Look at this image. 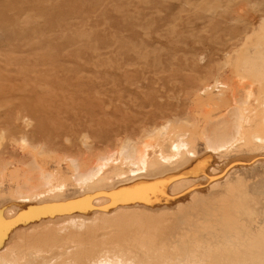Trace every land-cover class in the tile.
Listing matches in <instances>:
<instances>
[{
	"label": "rangeland",
	"instance_id": "1",
	"mask_svg": "<svg viewBox=\"0 0 264 264\" xmlns=\"http://www.w3.org/2000/svg\"><path fill=\"white\" fill-rule=\"evenodd\" d=\"M263 69L264 0H0V244L37 225L36 239L27 243L38 253L30 264L110 257L148 264L159 255L180 261L195 244H217L216 235L228 232L226 217L245 219L264 233V140L218 152V164L205 159L198 177L174 169L169 179L139 186L129 182L140 164L132 165L119 150L136 148L140 159L143 146L168 138L176 146L172 153L215 155L201 135H190L191 128L211 137L234 99L249 98L252 112L264 113ZM256 130L264 139V125ZM73 162L82 171L97 162L121 170L104 187L86 191L90 180H77ZM39 167L49 182L34 190L42 198L30 202L36 192L18 196L9 175L39 177ZM217 171L226 172L205 185V174ZM163 181L170 186L154 188ZM60 182L61 197L45 195ZM122 188L134 190L131 197L124 191L132 198L127 204L117 194ZM17 199L28 202L17 208ZM145 202L165 213L159 220L145 217L158 226L152 240L125 232L119 215L103 216L113 203ZM90 217L69 240L65 231L52 233L59 224ZM236 260L249 262L245 255Z\"/></svg>",
	"mask_w": 264,
	"mask_h": 264
},
{
	"label": "bare ground",
	"instance_id": "2",
	"mask_svg": "<svg viewBox=\"0 0 264 264\" xmlns=\"http://www.w3.org/2000/svg\"><path fill=\"white\" fill-rule=\"evenodd\" d=\"M262 71L264 73V69ZM258 74H256V75H258ZM261 74L262 73L260 72V75ZM258 77H259V75H258ZM247 93H246V96L248 95ZM243 99H245V98H243ZM248 99L249 98H246V100H244V102H243V100L241 102V101H236V99H234L236 104L234 103L232 110L229 109V111L231 110L230 115L229 114L225 115L227 118L224 117L225 119H223V121H222V126H221L220 130H218L217 132L214 131L215 133H213V135L211 137H208L210 135H207L208 133H206V132L200 133L199 131H197V128H191L190 135L191 136H200L201 135V137L203 138L202 139L203 142H204V140L206 142V146L208 149L207 152L212 151L211 153H215V155H209L208 153H206L205 156L198 157V156H196V154H194V151L185 152V153H183V152H173L172 153V151H174L176 146H172V143L169 141V139L165 138L164 141L162 140V143H160L161 141L152 142V144L150 146H148L149 148H147L146 146H143L144 149H143L142 156L140 159H138L139 153L137 152L136 148L130 149L128 146H124L122 144L123 146L120 147V149H119L120 154H121L120 156H122L123 159H125L126 161H130L132 163V165L140 164V166L137 167V169H140L141 172H137V173L132 172V174H131L132 179H130L129 183L137 182V184L139 186V183L142 182L143 180H148V179H152V178H158L160 180L164 176H167V178L169 179L170 177L173 176L171 174L176 175V173H173V171H172L174 169L175 170L180 169L179 170V171H181L180 174H182V176H184L185 178H187V176L192 177L191 174H188L186 172V170L191 171L192 174L194 173L193 176L198 177L199 171L202 170V168H200V167L205 165V163H203L205 159L214 158L215 161L217 162L216 164H218V162L220 160L219 157L216 155V154H220L218 152H220V151L226 152L230 148L237 146L236 144L243 142L244 140L247 141V143L250 142V140H252V139L256 140V141L257 140H264L263 136L259 133L260 130L255 131V129H259L260 127H262V125H264V116H262V115H264V113H262L260 115H256L257 112H252V110H253V109H251V103L252 102L251 101L248 102ZM257 101H258V103H261L260 99ZM239 102H241V104H239ZM238 105H240V106H238ZM228 116H230V117H228ZM228 118H230L231 121L233 119V122L231 125H230L231 121L229 122ZM219 125L220 124H218V127H219ZM176 129H178V128H176ZM209 133H211V132H209ZM191 136L188 139V141L192 142ZM170 149L172 151H170ZM104 158H106V157H104ZM254 159H255V157L252 156L251 160H254ZM251 160L248 159V160H246V162L250 163ZM74 163L75 162L71 163V165L74 168V176L75 175L78 176V178L76 177L77 180L79 182H87L90 180L88 182L89 184H87L89 189H87L86 191H90V190H94V189L99 190V189H97V187L98 188L104 187L106 185V182H110L115 177L117 178L119 175V171L121 170V168H118V167L114 168L115 166L112 167L111 163H109L108 165L103 167L99 162H97V163H92L91 166L89 167V169L82 171L80 166H78L76 163L75 164ZM187 163H192V164L190 166H188L189 164H187ZM100 168H101V170H100ZM205 168H207V166L203 167V170H202L203 173L205 172ZM37 169L39 170L38 171L39 177H37L33 174L34 177H37V179L32 177L31 176L32 174L31 175H27V174L23 175L22 174L23 177H21V179H17L16 174H10L9 175V176H11L12 182L13 181L16 182V186H17L16 188L19 191L18 196L19 195L24 196V197L29 196L30 194L33 193L34 190L39 189L43 185L45 186V184L47 186V183L49 182L47 174L45 173V171L42 168L39 167ZM176 171H174V172H176ZM217 172H218V174L215 176L205 174L204 177L206 179L203 178L206 180L205 185L208 186L211 183H214V181L218 178H221V176L226 171H224V172L223 171H220V172L217 171ZM26 173H28V172H26ZM178 174H179V172H178ZM0 176H2V173L0 174ZM184 177H182V179ZM34 180H36L37 185L32 183V182H35ZM167 182L168 181H166V186L164 184L165 181H163L160 184H156L157 186H155L154 188L160 187L159 185H161L162 187H160V188L166 189V188H168V186H170V184L167 185ZM0 183H1V181H0ZM181 183H178V184L181 185ZM47 190H50V191H47V193L45 195H47L49 198H53V199L59 198L63 194L64 186L61 185V182H60V183H57V185L55 187L52 186L51 188H49ZM192 190L194 191L195 189L192 188ZM230 190H232V191L235 190V187H232ZM124 191H128L130 193V197L134 194V190L131 188L124 189ZM124 191L122 188L119 190V192H117V194L124 195L121 202L123 201L127 204V202L129 200H131L132 198L130 199L129 195H125ZM34 192H36V191H34ZM152 192H154V190H152L150 192L151 194H154ZM41 193H43V192H41ZM41 193L40 192H39V194L37 192L33 193L34 198L30 202H32L33 200H36V199L39 200L40 198H42V195H40ZM15 194H17V193H15ZM244 194L245 193H243V195ZM144 195L146 197L145 193L143 194V197H144ZM159 195H160V192H159ZM108 196H110V194H108ZM120 198H121V196H120ZM151 198L152 197L150 196V200H151ZM244 198L245 197L243 196V198H242L243 201L245 200ZM240 200H241V198H240ZM242 200L240 202H242ZM13 202H15V201H13ZM17 202L18 203H15V205L17 206V204H18L17 208H20L21 206H23L22 203L27 204L28 200L27 201H18V199H17ZM36 202L37 201H35V203ZM109 204L111 205V203H109ZM126 204H124L122 206L119 205L120 207H116L117 205L113 203L112 205H114V206L112 207L111 210H109V213L107 215L104 214L103 216H107L109 219L111 217H114L115 215H119L120 218L117 221L122 222L121 228L123 230L125 229V232L139 233L142 240H146V239H148V241L152 240L153 239L152 234H154V232L157 231L158 226L156 225L155 222L154 223L147 222L145 217L146 218L158 217L156 219L159 220V217L164 218L165 213L155 212L153 210V209H155V207L151 206L150 205L151 203L150 204L148 203L149 205H147L145 202L144 204L139 205V206H136L133 203H130L129 205H126ZM244 204L245 203H243L241 205H244ZM244 207H245V205L243 207L242 206L239 207V209H242L243 214L245 212ZM117 212L118 213L123 212V213L118 214ZM99 217H101V216H99ZM92 219H93V217L92 218L90 217L89 219L79 218V219H74V220L68 221L64 224H59V225L55 226L56 229L52 233L55 232V234H57V233H60V231H65L68 234L65 235L64 237H65V239L69 240V239H71V236H72L71 232L72 231H76V230H79V229L85 227L86 224H88L92 221ZM101 220L102 219H100V221ZM225 220L229 223L228 224L229 228H227L228 232L225 233L224 237H223V234H221L219 236L216 235V237H215L214 232H212L213 233L212 236L215 237L214 240H216L217 238L220 240L217 242V244L213 245L212 242L211 243L206 242V243H204L203 249H201V246H199V245H196V244L192 245V248H193L192 252H190L189 254H186L184 257L182 256L184 258V259H181L182 261L181 260L180 261L170 260V259H169V261H167L166 258H164L166 256H163V255L160 256L159 255V256L151 257L148 261V264H159V263H161V264H239V262L236 260V258L239 255H242V256L245 255V257L249 261L248 264H264V233L259 232V229L257 227L252 228L250 226V223H248L245 219L236 221L232 217H226ZM100 221H98V222L101 224ZM40 227L41 226L36 225V226H33L32 228L29 227V228L23 229L24 231L19 232L18 237H16L15 240H13L11 243H8L5 246H3V242H2L0 244V264H30L32 261L30 259L32 257L37 256L38 253L35 252V249H32L31 247L29 248L27 243L29 241H32L33 239L34 240L36 239V236L38 235L37 233L39 232ZM43 232H44V230H43ZM52 233H50V235L48 237H46V236H44V237L50 238L52 236ZM122 234L123 233H121V236L124 237L125 235H122ZM77 238H79V237H77ZM16 243L18 244L17 246L22 247V248H19L20 249L19 251H18V249H15L16 246L14 247V245ZM12 249L16 250V251L13 250L14 252L12 253V255L15 254L16 256L14 255L12 257V255L9 253L10 250H12ZM8 253L10 254L11 257L8 256ZM33 255H35V256H33ZM67 256H69V255H67ZM83 257H84V254H83ZM87 258H89V256ZM87 258H85V259H87ZM135 258H137V257H135ZM85 259H83V260H85ZM33 260L40 261L41 259L35 258ZM134 260L135 259L134 258L132 259V257H130V258H128V257H126V258L125 257L124 258L123 257H121V258L112 257L111 258L110 257V258H104V259L102 258L101 260L98 259L97 261H99V262H93V263H85V261H80V262H81V264H131L132 261H134ZM62 263H63V261H62ZM36 264H38V263H36ZM78 264H80V263H78Z\"/></svg>",
	"mask_w": 264,
	"mask_h": 264
}]
</instances>
